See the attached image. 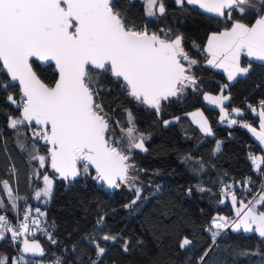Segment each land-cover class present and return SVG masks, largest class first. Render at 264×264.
<instances>
[{
  "label": "snow or ice",
  "instance_id": "1",
  "mask_svg": "<svg viewBox=\"0 0 264 264\" xmlns=\"http://www.w3.org/2000/svg\"><path fill=\"white\" fill-rule=\"evenodd\" d=\"M142 3L148 18H155L157 13L162 16L166 11L163 0H142ZM175 3L179 7L185 3L197 6L225 20L223 30L211 32L202 49L195 41L193 47L202 55L206 54V65L223 69L229 81L250 71L251 64L241 67L242 54L264 61V0H175ZM250 15L254 20H246ZM184 39L183 34L173 38L171 30L149 32L147 24L141 28L128 19L117 0H0V63L11 81L18 82L20 87L19 101L13 94L7 96V101L20 110L19 116H8V127L17 129L25 122L32 127L34 122L37 126L32 131L34 141H43L48 146L47 154L41 155L33 144L34 154L30 158L38 161L40 168L50 159L51 169L65 180L81 174L78 165H82L85 174L90 168L94 169L92 179L97 183L109 189L124 185L134 190L135 198L124 205L130 208L142 195V188L136 183L139 177L133 173L146 171L138 169L133 162L134 152H147L145 140L148 137L139 132L131 111H127V127L117 121L115 127L120 129L117 137L111 117L99 99L103 78L112 79L128 98L154 109L159 116L162 102L183 95L189 87L196 90L198 81L193 68L199 61L185 50ZM31 58L40 62L35 69ZM52 63L58 73L54 86L45 83L38 74L48 71ZM12 86L5 83L0 90L7 91ZM226 87L221 88L219 96L204 94L206 101L219 107L221 121L229 115L223 107L224 101L230 99L223 95ZM248 107L258 115L260 130L248 123L241 126L264 146V100L259 102V111L252 105ZM232 111L241 115L239 108ZM189 115L202 132L211 135L202 112ZM227 122L237 124L235 119ZM169 123L171 121H164L166 126ZM216 150H219V142ZM249 159L257 170L264 163V157L249 154ZM200 167L203 169L202 161ZM11 171L14 173L15 169ZM249 182L245 179V188ZM52 185L49 175L44 174L43 187L35 191L34 198L47 203L45 198L51 196ZM0 186L15 210L16 199L23 198L13 195L7 180L0 181ZM232 187L224 185L221 193L230 196L235 205L237 196L231 191ZM198 190L204 191L203 188ZM258 205H264V189L247 203L240 200L235 218L214 216L206 228L211 232L213 243L229 228L233 232H255L264 238V211L258 210ZM4 207L0 197V209ZM35 213L33 216L30 210H25L23 220L16 226L0 215V240L6 233L11 234L14 244L23 237L21 253L42 257L45 251L41 244L28 237L39 231L46 234L52 244L57 241L40 219L45 213L38 207ZM104 221L105 217L99 216L94 231H102ZM117 238L107 232L98 239L85 237L95 249V259H90L89 264H98L106 253L101 242H115ZM128 244L127 240L123 242L125 252ZM191 244L187 236L179 240L181 250ZM207 255L206 250L198 264ZM6 259H0V264H6ZM23 260V256L19 261L13 257L11 264H20ZM55 264H62L60 257H55Z\"/></svg>",
  "mask_w": 264,
  "mask_h": 264
},
{
  "label": "trees",
  "instance_id": "2",
  "mask_svg": "<svg viewBox=\"0 0 264 264\" xmlns=\"http://www.w3.org/2000/svg\"><path fill=\"white\" fill-rule=\"evenodd\" d=\"M163 3L165 13L148 18L142 0H117L128 19L141 28L147 24L149 32L165 29L171 30L172 36L183 34L185 50L199 61L193 68L198 81L196 90L189 87L183 95L162 102L159 116L154 109L128 98L108 77L103 78L99 97L117 137L120 135V129L115 127L117 121L128 126L127 111H131L139 132L148 137L145 140L147 152H134L133 162L138 169L146 171L133 173L139 177L136 183L142 188V195L132 207L124 205L135 198L134 190L123 185L109 189L97 183L92 179L94 169L65 180L59 179L51 169L50 159L40 168L39 162L30 158L34 154L33 144L41 155L47 154L48 146L43 141H34L32 131L36 127L26 124L17 129L8 127V116L20 115L16 105L7 101L9 94L19 101L18 85L7 91L0 90V181L7 180L13 195L23 198L16 199L17 207L13 210L8 195L0 190L5 203L0 215L13 223L22 205L44 211L41 221L57 243L52 244L47 235L39 231L28 237L42 243L43 260L57 253L63 258L62 264H89L90 259H95V249L85 237L98 239L107 232L118 238L115 242H101L107 250L98 264H198L206 250L208 255L201 264H264V238L258 233L233 232L229 228L214 244L211 232L206 231L217 214L235 217L230 196L221 193L224 185L233 186L231 191L236 194L237 203L240 200L247 203L258 197L260 188L264 189V165L256 172L249 159L252 152L263 155L262 148L247 128L241 126L259 123L258 116L248 105L258 109L257 102L264 99V63L242 57V65L251 64L250 71L228 82L222 71L206 65V54L202 55L193 47L195 41L202 49L211 32L223 30L225 20L197 6L185 3L179 7L175 0H163ZM246 20H254V16H247ZM30 62L34 69L39 64L33 59ZM52 68L53 65L48 71L38 73L50 86L57 79ZM5 83L10 80L0 64V88ZM224 85L230 97L225 104L228 112L239 107L245 110L237 117V124L221 121L219 109L204 101V93L217 94ZM199 108L209 121L212 135L202 132L190 118L189 114ZM176 117L179 119L167 126L164 124L165 120ZM218 142L219 150H216ZM44 174L54 179L52 196L46 204L34 198L35 191L43 185ZM245 179L250 180L247 188L243 183ZM258 210L264 211V205H258ZM101 215L105 217V226L102 231H94ZM10 236L6 233L0 240V259L7 258L6 264H11L18 252V245ZM184 236L191 239L192 244L181 250L179 240ZM125 240L129 241L126 252L123 250Z\"/></svg>",
  "mask_w": 264,
  "mask_h": 264
},
{
  "label": "built area",
  "instance_id": "3",
  "mask_svg": "<svg viewBox=\"0 0 264 264\" xmlns=\"http://www.w3.org/2000/svg\"><path fill=\"white\" fill-rule=\"evenodd\" d=\"M261 100H264V99H260L258 102H257V108L259 109V102L261 101ZM252 155H255V156H257L254 152H252L251 153ZM261 157H264V154L263 155H261ZM264 165V163H262L261 164V166H263ZM260 166V167H261ZM253 169L256 171V172H259V170H257V169H255L254 167H253ZM260 190H261V188L258 190L259 192H260ZM251 200H253V199H251ZM25 210H30V213H31V215H36V213H35V208H30L29 206H26V205H22L21 207H20V210H18L17 211V216H16V219L14 220V222L12 223L13 224V226H16L18 223H19V221H22L23 220V217H24V212H25ZM42 217H40V219H41ZM29 223L31 224V221H29ZM11 235V234H10ZM10 238H11V236H10ZM22 240H23V237L21 238V240H20V242H18V243H16L15 245H18V252H17V256H16V258H17V260L19 261V258L21 257V256H23L24 257V260L22 261V262H20V264H29V262H32V264H55V257H60L61 258V260H62V262H63V258L61 257V255L60 254H57V253H54V256L53 257H51L50 259H42V258H35V257H33V258H31V257H29V256H26V255H23V254H21L20 253V243L22 242ZM11 241H12V239H11ZM13 242V241H12Z\"/></svg>",
  "mask_w": 264,
  "mask_h": 264
},
{
  "label": "crops",
  "instance_id": "4",
  "mask_svg": "<svg viewBox=\"0 0 264 264\" xmlns=\"http://www.w3.org/2000/svg\"><path fill=\"white\" fill-rule=\"evenodd\" d=\"M201 10H202V9H201ZM202 11H203V10H202ZM206 43H207V40H206ZM206 43H205V44H206ZM242 57L248 58V59L253 60V61H256V62L259 61V60H256V59H254V58H250V57H248V56H246V55H244V54L241 55V58H242ZM260 62H263V63H264V61H260ZM241 67H248V66H244V65L241 64ZM217 69H219L220 71H222V72L224 73V75H226V78H227V74L224 72L223 69H220V68H217ZM245 75H247V74H245ZM245 75H238V76H245ZM238 76H237L236 78H238ZM236 78H235V79H236ZM235 79H233V80H235ZM227 80H228V78H227ZM233 80H232V81H233ZM228 82H231V81L228 80ZM206 93H208L209 95H212V96H219V95H221V91L218 92L217 94H212V93H209V92H206ZM204 94H205V93H204ZM223 95L228 96V94H227V92H226V88H224ZM203 98H204V95H203ZM204 101H205L206 103L210 104V103H209L208 101H206L205 99H204ZM227 102H228V100H227V101H224L223 107H225V104H226ZM210 105L213 106V107H215V108H217V109H219V107H217L216 105H213V104H210ZM225 108H226V107H225ZM239 109H241V114H243V113L245 112V110H244L243 108L239 107ZM257 111H259V109H257ZM228 114H231V117H238V116H239V115H237L236 113H234L233 111H229ZM257 116H258V115H257ZM252 127L256 128L257 131L260 130V129H259V123H258L257 126L252 125ZM249 133H250V132H249ZM250 136H251L252 138H254V140L259 144L260 148H262V154H264V146H261V145H260L259 141L256 140V138L252 135V133H250ZM259 157H261V155H260ZM230 201H231V198H230ZM231 203H232V201H231ZM233 207H234V214H235V210H236V208L239 207V203L235 204Z\"/></svg>",
  "mask_w": 264,
  "mask_h": 264
},
{
  "label": "rangeland",
  "instance_id": "5",
  "mask_svg": "<svg viewBox=\"0 0 264 264\" xmlns=\"http://www.w3.org/2000/svg\"><path fill=\"white\" fill-rule=\"evenodd\" d=\"M157 14H159V13H157ZM173 38L175 37V36H172ZM225 110L228 112V110L225 108ZM197 111H200V112H202L203 113V111H202V109H197V110H195V111H193V112H191V113H194V112H197ZM203 115H204V113H203ZM204 117H205V115H204ZM190 118L192 119V117L190 116ZM218 118H220V109H219V114H218ZM205 119H206V117H205ZM228 119H237V117H231V114H229L228 115V117H227V119H225L223 122H225V123H228L227 122V120ZM169 121H171V122H174L175 121V118H171V119H168ZM207 121H208V119H207ZM196 125H198L199 126V124H197V123H195ZM208 126L210 127V125H209V121H208ZM251 126H252V124H251ZM200 128V127H199ZM212 130V129H211ZM212 131H211V135H212ZM206 134V133H205ZM208 135V134H207ZM145 147H146V145H145ZM78 167H80L81 168V171H83L82 170V165H78ZM50 177V176H49ZM43 179V178H42ZM50 179L53 181V184H54V179H52V177H50ZM43 187V185L41 186V188ZM52 188H53V185H52ZM40 189V188H39ZM52 192H53V190H52ZM51 196H52V193H51ZM51 196L50 197H48V198H45V199H47V203L50 201V198H51ZM229 199H230V197H229ZM43 203V202H42ZM43 204H46V203H43ZM44 212V211H43ZM215 216H223V217H226L225 215H221V214H217V215H215ZM235 218V217H234Z\"/></svg>",
  "mask_w": 264,
  "mask_h": 264
},
{
  "label": "water",
  "instance_id": "6",
  "mask_svg": "<svg viewBox=\"0 0 264 264\" xmlns=\"http://www.w3.org/2000/svg\"><path fill=\"white\" fill-rule=\"evenodd\" d=\"M35 60V58H31L30 60ZM39 62V61H38ZM40 63V62H39ZM0 64H2V63H0ZM52 65H53V68H52V70L54 71V72H56L55 71V65H54V63H52ZM3 72L7 75V72H6V70H4L3 69ZM57 73V72H56ZM8 76V75H7ZM9 77V80H10V83L12 84V85H18V87H19V84H18V82H12L11 81V78H10V76H8ZM57 79H58V73H57ZM54 84H55V82H54ZM54 84L52 85V86H54ZM19 92H20V87H19ZM25 124L26 125H28V123L27 122H25ZM32 126H35V124H34V122H33V124H32ZM35 127H37V126H35ZM95 171V170H94ZM57 174V173H56ZM57 177L59 178V179H63V178H61V177H59V175L57 174ZM78 177V176H77ZM69 180H72V179H69ZM124 186V185H123ZM32 239H35V238H32ZM32 239H29L30 241L32 240ZM37 242H39L37 239H35ZM22 243H23V240H22V242L20 243L21 245H20V249H21V247H22ZM40 243V242H39ZM41 244V246L43 247V245H42V243H40ZM20 253H21V251H20ZM21 254H23V255H26V256H29V257H31V258H33V257H35V258H43L44 256H34V255H32V254H25V253H21Z\"/></svg>",
  "mask_w": 264,
  "mask_h": 264
}]
</instances>
